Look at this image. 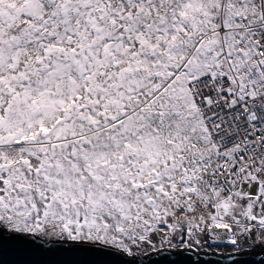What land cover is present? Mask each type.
Listing matches in <instances>:
<instances>
[{
    "label": "snow or ice",
    "instance_id": "1",
    "mask_svg": "<svg viewBox=\"0 0 264 264\" xmlns=\"http://www.w3.org/2000/svg\"><path fill=\"white\" fill-rule=\"evenodd\" d=\"M264 264V0H0V264Z\"/></svg>",
    "mask_w": 264,
    "mask_h": 264
},
{
    "label": "water",
    "instance_id": "2",
    "mask_svg": "<svg viewBox=\"0 0 264 264\" xmlns=\"http://www.w3.org/2000/svg\"><path fill=\"white\" fill-rule=\"evenodd\" d=\"M54 258H69V257H54L50 254H40L35 257H18L13 254L8 253L7 251L4 254V264H12V262L21 260V259H40V260H45V259H54ZM257 259L258 257H255V254L252 256H249L244 264H257Z\"/></svg>",
    "mask_w": 264,
    "mask_h": 264
}]
</instances>
